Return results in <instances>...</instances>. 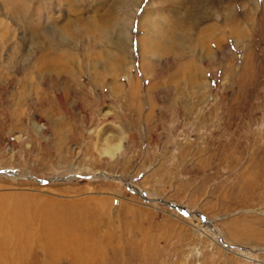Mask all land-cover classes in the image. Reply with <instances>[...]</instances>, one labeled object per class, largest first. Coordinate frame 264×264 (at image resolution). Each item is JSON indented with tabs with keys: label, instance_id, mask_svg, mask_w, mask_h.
I'll use <instances>...</instances> for the list:
<instances>
[{
	"label": "rangeland",
	"instance_id": "1",
	"mask_svg": "<svg viewBox=\"0 0 264 264\" xmlns=\"http://www.w3.org/2000/svg\"><path fill=\"white\" fill-rule=\"evenodd\" d=\"M121 1L0 0V264H264V0Z\"/></svg>",
	"mask_w": 264,
	"mask_h": 264
},
{
	"label": "bare ground",
	"instance_id": "2",
	"mask_svg": "<svg viewBox=\"0 0 264 264\" xmlns=\"http://www.w3.org/2000/svg\"><path fill=\"white\" fill-rule=\"evenodd\" d=\"M123 1V0H122ZM121 1V2H122ZM170 1V0H169ZM169 1L167 2L168 4H169ZM182 0H175L174 2H178L179 3V5L181 4V3H183V5H184V1L183 2H181ZM218 1H220V0H213L212 1V6H214V4H216ZM173 2V3H174ZM138 3H139V1L138 0H124L123 1V3L121 4V7H122V9H123V14H124V16H126V17H123V19H122V22H123V20H124V23L125 22H127L128 21V19H129V16L131 15V18L133 17L132 15H133V11H134V8H137L138 7ZM187 3L189 4L188 6H190L189 7V10L190 11H188L187 12V15H191V13L194 11V10H196L195 8H193V0H188L187 1ZM208 3H210L209 2V0H200V7L199 8H197L199 11H200V13H201V19L202 20H207V19H209V18H211L214 14H215V10L216 9H214V8H212L211 10H210V8H209V6H208ZM198 4V3H197ZM210 5V4H209ZM180 7V6H179ZM186 8H187V6H185ZM137 10V9H136ZM131 12H132V14H131ZM211 12V13H210ZM214 12V13H213ZM228 16H232V12H231V10L230 9H228ZM120 19V18H119ZM226 20V19H225ZM229 20V19H228ZM227 20V21H228ZM230 21V20H229ZM143 23H144V20H143ZM182 23H184V22H176L175 24H170L168 27H170L171 28V35H169V39L166 41V44L167 43H169V42H172V43H180L181 44V41H184V40H182L183 39V37H182V34L180 33L181 32V30L180 29H182ZM114 24V23H113ZM122 24L123 23H116V26H118L119 27V30L121 31L120 33H122V37L121 38H119V47H120V49H121V51H123V50H125L126 49V44H128V39H129V35H128V28L126 29V27H122ZM155 22H150L148 25H147V31L149 30L150 32H147V33H152V32H155V30H154V28H155ZM178 25H181V26H178ZM216 25V24H215ZM217 26V25H216ZM219 26V25H218ZM141 27V26H140ZM108 28V27H107ZM169 28V29H170ZM144 30V29H143ZM164 30H166V29H164ZM210 30H211V33H210V35H213L216 31H218V30H220V28H218V27H215V26H211V28H210ZM110 29H105V31H104V35L105 36H107V35H109L110 33ZM127 33V34H126ZM109 37V36H108ZM151 37H153V33L152 34H150V35H148V38H151ZM210 37V36H209ZM147 38V39H148ZM146 40V39H145ZM206 40H207V38H204L203 39V42L204 43H206ZM151 43V42H150ZM152 44V43H151ZM177 44V45H178ZM150 45V44H149ZM173 45H175V44H173ZM172 45V46H173ZM176 45V46H177ZM146 46V45H145ZM176 46H175V48H176ZM151 47H149V48H145V50L143 51L144 52V57H146V58H148V59H152L153 58V48H151ZM209 51V50H208ZM153 60V59H152ZM113 148V147H112ZM107 153H110V154H114V149H113V151H108ZM106 154V153H105ZM79 259V258H78ZM83 260V259H82ZM79 261H80V259H79ZM82 262H84V260L82 261ZM85 263V262H84ZM80 264H82V263H80Z\"/></svg>",
	"mask_w": 264,
	"mask_h": 264
},
{
	"label": "crops",
	"instance_id": "3",
	"mask_svg": "<svg viewBox=\"0 0 264 264\" xmlns=\"http://www.w3.org/2000/svg\"><path fill=\"white\" fill-rule=\"evenodd\" d=\"M2 210V209H1ZM1 210H0V212H1ZM3 226H4V223L2 224Z\"/></svg>",
	"mask_w": 264,
	"mask_h": 264
}]
</instances>
